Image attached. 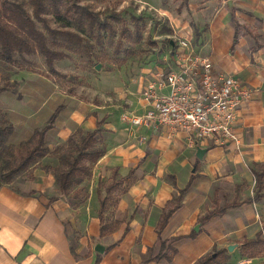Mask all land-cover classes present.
Returning <instances> with one entry per match:
<instances>
[{
	"label": "crops",
	"instance_id": "1",
	"mask_svg": "<svg viewBox=\"0 0 264 264\" xmlns=\"http://www.w3.org/2000/svg\"><path fill=\"white\" fill-rule=\"evenodd\" d=\"M199 1L187 3L195 14L192 27L199 31L192 46L210 57L215 71L236 75L251 88L237 110V142L212 145L204 140L198 144L204 151L196 156L184 132L171 133L162 124L134 125L125 118L127 111L144 109L141 87L156 71L172 65L168 53L160 61L129 71L119 69L106 86L99 74L93 82L96 98L69 95L71 104L57 112L44 135L51 148L73 129L92 128L104 116L100 133L104 151L92 164L88 178L80 182L85 199L74 206L59 192L51 171L43 167L53 162L49 155L42 156L26 178L0 182V264H142L157 252L159 236L176 235L181 237L171 241L176 251L170 260L160 258L148 264H193L217 240L247 232L245 225L253 221L257 202H241L203 222L198 218L212 208L215 192L223 197L237 187L238 200L248 196L247 187L253 184L250 163L264 161V0ZM231 12L236 27L229 18ZM169 17L174 33L189 30L184 16ZM113 169L119 176L132 170L134 179L118 194L113 213L125 216L127 223L123 220L99 236L96 188L102 192L98 181H108ZM191 175L180 204L157 233L162 205ZM228 215L231 226L224 220ZM191 229L195 235L184 236ZM180 241L182 248L177 244Z\"/></svg>",
	"mask_w": 264,
	"mask_h": 264
},
{
	"label": "trees",
	"instance_id": "2",
	"mask_svg": "<svg viewBox=\"0 0 264 264\" xmlns=\"http://www.w3.org/2000/svg\"><path fill=\"white\" fill-rule=\"evenodd\" d=\"M25 3L29 5L30 11L25 9ZM47 13L65 18L66 22L69 21L77 29H84L89 34L96 33L94 34L96 40L99 39L102 31L110 32L112 30L110 21L101 19L86 4L79 3V0H0V60L12 62L14 54L38 53L43 57L49 71L57 74L52 67L54 59L68 56V51H75L80 47L84 51H88L90 44L82 33L67 27L50 26L47 21ZM106 16L114 21L120 19L118 12H108ZM229 18L233 22V26L236 27L237 22L232 12ZM37 23L40 24V27L37 26ZM4 80L0 83V92L12 90L7 78ZM60 107V104L56 105L42 126L34 127L28 138L21 139L15 144L5 143V139L12 129L11 123L0 121V182L8 183L16 175L27 173L42 156L49 155L53 158V162L43 165V167L51 171L59 192L67 197L70 204L75 206L86 197L85 189L80 182L88 178L92 164L104 151V143L100 137L104 116L96 119L92 128L77 127L73 129L64 140L58 141L49 148L44 140V135L46 130L52 126ZM250 164L249 170L253 179L252 192L241 200L233 198L220 204L216 203L217 200L213 196V206L198 218L200 222L213 215H221L226 208L236 206L241 202L264 200V162L251 161ZM191 178L192 175L189 176L185 186L178 188L177 193L162 205L156 226L157 233L165 224L169 214L180 204L181 193ZM133 179L132 170H129L124 176H119L113 169L108 181H98L102 188V192L96 188L99 236L112 231L123 220L127 223L125 216L118 218L113 215L114 204L118 194L125 191ZM263 228L264 221L253 236L241 238L239 241L241 256L254 257L264 254ZM126 229L127 224L123 230ZM194 235L195 231L192 229L184 234L189 237ZM179 237L181 235L168 238L159 236L157 252L149 254L141 263L148 264L149 261H157L160 258L170 260L176 251L171 241ZM98 257L99 254H96L95 261ZM227 258L225 248H211L197 257L193 264H225Z\"/></svg>",
	"mask_w": 264,
	"mask_h": 264
},
{
	"label": "rangeland",
	"instance_id": "3",
	"mask_svg": "<svg viewBox=\"0 0 264 264\" xmlns=\"http://www.w3.org/2000/svg\"><path fill=\"white\" fill-rule=\"evenodd\" d=\"M193 1L197 4L201 2ZM188 2L191 0H79V3L86 4L101 19L108 20L112 24V30L102 31L98 40L94 36L96 33L89 34L84 29H77L69 21L66 22L65 18L47 13L50 26L79 31L86 37L90 46L88 51L80 47L78 50L68 51V56L54 59L52 67L57 74L49 71L43 57L38 53L14 54L12 62L0 60V83L7 78L10 89L15 90V92L12 90L0 92V121L10 122L12 125L5 143L15 144L21 139L28 138L34 127L44 124L56 105H61L58 110L60 113L65 104H71L69 95L74 99H95L96 96L92 95L93 82L99 74L101 84L106 86L107 80L113 79L112 73L118 72L119 69L129 71L136 66L160 61L161 57L174 48L180 39H188L194 45L199 31L192 27L195 14L187 8ZM24 7L30 11L28 4L25 3ZM108 12H118L120 19L111 20L106 16ZM170 15L184 16V20L189 24V30L181 34L174 33L169 21ZM37 26L40 27V24L37 23ZM16 176L26 178L27 173ZM251 187L252 185L247 187L249 193L252 192ZM234 191L231 195L229 192L224 193L223 197L215 192L216 203L220 204L233 198L239 199L238 188L236 187ZM256 202V210L252 211L253 221L245 225L248 226L247 232L217 240V243L214 242L208 248L211 250L223 245L228 255L225 264H264V254L255 257L239 254L241 238L252 235L264 221V200ZM229 216L224 220L231 226ZM262 235L264 236V228ZM177 244L182 248V241ZM228 245H230L229 249H227Z\"/></svg>",
	"mask_w": 264,
	"mask_h": 264
},
{
	"label": "built area",
	"instance_id": "4",
	"mask_svg": "<svg viewBox=\"0 0 264 264\" xmlns=\"http://www.w3.org/2000/svg\"><path fill=\"white\" fill-rule=\"evenodd\" d=\"M167 57L172 65L156 71L140 90L144 109L127 111L131 124H160L184 132L189 146L237 142L234 124L251 88L238 76L215 71L210 57L180 39ZM166 87V91H161Z\"/></svg>",
	"mask_w": 264,
	"mask_h": 264
},
{
	"label": "water",
	"instance_id": "5",
	"mask_svg": "<svg viewBox=\"0 0 264 264\" xmlns=\"http://www.w3.org/2000/svg\"><path fill=\"white\" fill-rule=\"evenodd\" d=\"M96 67H98V64H96ZM204 151L203 147H200L198 145L195 146V155L199 156L201 152ZM230 245L227 246V249H229Z\"/></svg>",
	"mask_w": 264,
	"mask_h": 264
}]
</instances>
